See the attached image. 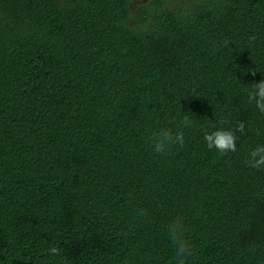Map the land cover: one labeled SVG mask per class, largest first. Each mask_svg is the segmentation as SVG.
I'll list each match as a JSON object with an SVG mask.
<instances>
[{
	"label": "trees",
	"instance_id": "trees-1",
	"mask_svg": "<svg viewBox=\"0 0 264 264\" xmlns=\"http://www.w3.org/2000/svg\"><path fill=\"white\" fill-rule=\"evenodd\" d=\"M131 2L0 0V264H171L177 214L188 264H264V0ZM240 121L235 152L206 147Z\"/></svg>",
	"mask_w": 264,
	"mask_h": 264
},
{
	"label": "clouds",
	"instance_id": "clouds-1",
	"mask_svg": "<svg viewBox=\"0 0 264 264\" xmlns=\"http://www.w3.org/2000/svg\"><path fill=\"white\" fill-rule=\"evenodd\" d=\"M255 34L249 36V41L254 42ZM225 46L228 41H225ZM254 73V72H253ZM247 97L249 102L253 103L260 113L264 114V79L248 85ZM191 125L187 116L183 118L181 124L172 127H163L153 131L147 141L152 151L160 156H167L177 146H183L185 143L183 127ZM245 131L243 121L236 122L229 128H216L213 131H205L203 140L209 150L215 149L221 155L237 150V140L239 135ZM259 135V132L257 133ZM245 163L256 169L264 168V145H257L250 149ZM144 209L138 210V216L144 217ZM190 227L185 222V218L177 214L173 217L166 227V239L172 248L173 256L171 264H188L189 258L194 255V250L190 242ZM47 254L54 257L62 255V249L59 245L53 244L47 249Z\"/></svg>",
	"mask_w": 264,
	"mask_h": 264
},
{
	"label": "rangeland",
	"instance_id": "rangeland-1",
	"mask_svg": "<svg viewBox=\"0 0 264 264\" xmlns=\"http://www.w3.org/2000/svg\"><path fill=\"white\" fill-rule=\"evenodd\" d=\"M174 0H168L167 4H172ZM148 0H132L131 5L136 8L139 4H145Z\"/></svg>",
	"mask_w": 264,
	"mask_h": 264
}]
</instances>
